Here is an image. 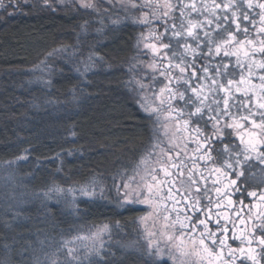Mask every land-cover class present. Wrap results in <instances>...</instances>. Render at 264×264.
<instances>
[{"label": "trees", "instance_id": "trees-1", "mask_svg": "<svg viewBox=\"0 0 264 264\" xmlns=\"http://www.w3.org/2000/svg\"><path fill=\"white\" fill-rule=\"evenodd\" d=\"M9 3L10 0H3L5 7H0V163L25 157V162L19 165V173L27 175L25 183L32 194L36 196L41 190L48 193L63 190L65 201L61 206L56 204L55 199L61 194L52 197L53 203L37 201L36 205H41L39 217L49 216L48 209H53L51 221L45 220L43 226L34 223L39 217L33 216L32 207L26 212L29 222L15 224L9 215L8 201L4 199L6 192L0 188V262L32 264L34 256L41 251L49 252L50 246L57 245L56 238L63 225L72 228L78 222L83 226L108 225L110 242L116 239L117 231L129 235V231L124 230L127 227L138 237L135 219L139 209L122 208L114 199L118 176L132 171L155 140L151 120L136 106L127 88V69L138 53V26L129 21L116 22L105 28L99 38L91 31L86 34V29L95 26L97 12L81 8L71 0H48L47 4L45 0H16L7 7ZM57 48H70L66 52L88 49L93 51L95 63L88 67L87 73H76L71 68L75 63L67 54L63 56L66 49L56 53ZM53 53H56L53 56H61V62H51L52 67L47 66L49 83L44 86L36 79L37 69H31ZM198 59L203 64V58ZM198 160H195L198 168L189 165L198 173L197 179L200 173L210 174V177L218 175L213 171L219 167L215 161L200 160L199 164ZM90 181L94 182V191L102 196L101 199H77L79 208L74 219L66 220L63 212L71 207L69 193L80 190ZM218 181L213 184L207 180V194L202 204L207 212L204 218L213 214L209 227L219 237L213 219L222 213H226L227 218H236L233 214L239 213V209L247 214L245 220H249L250 215L255 219L256 204L248 193H259L264 188L245 177L237 183L240 191L229 187L226 179L223 183ZM216 188L221 189L220 195ZM225 196L231 197L235 206H225L214 212V206L224 205ZM241 201L246 207H242ZM259 205L264 207V204ZM61 207L63 212L58 213L55 208ZM229 228L232 235L228 237L235 247L238 241L234 227ZM241 228L237 229V236L253 241L251 245L239 246L245 253L241 257L240 252H236L235 261L241 257L240 261H246L244 264H252L246 258V248L251 247L257 253V260L264 263V246L253 239L252 225ZM110 247L109 243L111 251ZM109 250H101L98 256L84 258L78 264L105 262Z\"/></svg>", "mask_w": 264, "mask_h": 264}, {"label": "snow or ice", "instance_id": "snow-or-ice-1", "mask_svg": "<svg viewBox=\"0 0 264 264\" xmlns=\"http://www.w3.org/2000/svg\"><path fill=\"white\" fill-rule=\"evenodd\" d=\"M14 2L16 0H10L7 7H11ZM47 2L48 0H45L46 4ZM120 3L125 4V0H120ZM127 4H130L132 9L142 10L148 8L150 10L149 12L141 11L138 17L133 16L131 19L133 23L148 26L147 35L141 33V42L149 38L155 41L154 43H144V47L152 51L153 59L155 60L162 49L167 50L160 57V64L153 62L148 65L153 73L159 70L160 76L167 81L160 88L159 93L155 94L156 99L159 100L160 105H168L169 117L173 112L177 114V132L185 133V141L191 140L196 144L195 152L202 153L197 158L215 162L222 159L223 164L214 168L213 171L223 175L227 170H231L235 173L237 179L231 180L229 187L237 185V181L245 176V171L252 167L250 161L253 158L259 161L260 164H264V0L257 3H254L253 0H226L223 4L217 3L216 0H212L211 4H198L197 0H188V2L177 0L176 3H173L172 0H142L141 3H137L136 0H127ZM242 5H246L249 11H244ZM80 6L85 9L95 10L98 8L93 0H80ZM0 7H5L3 0H0ZM177 7L180 15L179 24H177V17L174 15ZM255 8L260 10L257 13L259 16L258 27L257 21L250 16L251 10ZM162 9L163 11H161ZM217 10H220V12ZM229 11H231V17L228 15ZM221 12L223 15H221ZM193 13H196L197 16H203V19L192 18ZM238 13H242L243 20L250 21L251 25L255 27L257 34L255 39L251 37L247 26L243 27L245 36L243 40L238 39L237 35L230 30L229 23L236 25L237 32L241 30ZM221 20L224 21L223 24ZM154 21L163 27L162 32L152 26ZM169 21H171V24H169ZM213 24H215V28L208 27ZM198 30L203 32L202 38ZM169 32L171 35L168 42L165 43L164 37ZM214 33L216 34L214 35ZM222 33H227L226 39L223 38ZM187 38L196 41L195 46L187 43ZM173 40L175 44H173ZM181 40L185 42L181 43ZM213 46L216 56H219L223 51L224 57H236V67L241 70L238 82L234 78L235 71L229 72L230 63L223 64V71H221V66L217 65L214 70L215 75L212 74L213 69L207 62L197 66L198 58H207L213 55ZM205 47L207 52L204 51ZM180 48L183 51H179ZM169 52H171V55L168 54ZM189 57L191 59H188ZM165 60L167 63H163ZM189 68L192 69L190 75L188 74ZM177 69L180 73L179 76L174 71ZM245 69L247 70V76L244 75ZM256 70H262L258 77V84L252 81V77L257 75ZM201 72L203 75H200ZM226 77L228 78L227 84L223 82ZM152 80L156 82L155 75L152 76ZM241 85H244V87H241ZM182 86L184 87L182 88ZM140 87L143 88L144 85L141 84ZM233 87H235V93L241 94L243 99L236 97ZM189 90L191 95H188ZM219 93H224L222 98L223 108L220 106ZM174 101L183 102V106L181 107L178 103L174 104ZM144 110L147 112L149 108L145 107ZM158 110L152 108L151 112L155 113ZM256 117H259V119L257 120ZM229 119H231V123L228 122ZM242 121L247 122L251 127H247V124L242 123ZM209 124L211 125V131H209ZM225 129H231L237 133L242 146L239 151L234 144H225L223 151L214 146L217 143H224L230 135ZM186 147L187 143H185ZM213 153H215V156ZM165 155H168V153H165ZM176 155L179 163L172 162L170 155L169 162L170 167L175 168L178 173L179 185L174 182L172 188H175V195H178L180 200H175L171 188L168 197L175 200V203L182 205V207L177 211L176 219L171 225L179 232V235H169L167 239L170 242H179L168 248L167 253L157 246L154 251L147 253L148 259L151 264H169V260L172 261V264H176L178 259H180V264H186L182 258L195 255L198 257L200 264H205V261L207 264H235V253L239 251L243 256L245 249H233L227 245L226 236L218 237L217 232L212 231L209 227L210 215L205 219H200L196 215L203 211L199 193L204 191L207 194V189L200 188V181L196 179L198 173L192 169H188L187 187H185L183 169L186 168V163L180 159L179 152ZM195 167L196 163L193 159V168ZM152 172L155 173L156 169H153ZM165 175H172V173L165 172ZM200 176L206 184L207 180L202 173H200ZM159 183L155 174L152 175V182L144 181L142 187L140 185L132 187L131 184L125 183L123 187L126 191L123 193V202L119 203V206L123 208L138 203L151 206L154 198L160 193V189L157 187ZM193 189L195 192H193ZM236 191H240L239 186H237ZM216 193L220 195L221 189L216 188ZM248 195L256 196V193L249 192ZM209 203H211V200H209ZM261 203L264 204V195L261 196ZM241 205L246 207L243 205V201H241ZM181 213H183V219H181ZM188 213H192V215ZM254 216L255 219L251 215L249 216V221L254 229L253 239L264 246V212L255 213ZM177 225L178 228H176ZM217 225H219V220H217ZM201 226L203 230H201ZM257 231L259 235L255 234ZM197 232L199 236L191 239L192 251L189 252L186 250L181 237L185 234L191 236L192 233ZM223 232L227 233L228 229L225 227ZM245 236H247V232ZM248 243L251 245L252 240H248ZM4 247L7 249L8 245L5 244ZM149 248L151 249V244ZM173 248L175 252H173ZM225 248L228 250V256L232 257L231 260L225 256ZM24 251H27V249H24ZM73 252L74 250L69 248L68 257L75 258ZM97 254L99 255V253ZM246 258L252 261V264H259L257 253L251 247L247 249ZM0 264H8V262L3 261ZM34 264H41L38 257L35 259ZM50 264H57V261L52 260Z\"/></svg>", "mask_w": 264, "mask_h": 264}, {"label": "rangeland", "instance_id": "rangeland-1", "mask_svg": "<svg viewBox=\"0 0 264 264\" xmlns=\"http://www.w3.org/2000/svg\"><path fill=\"white\" fill-rule=\"evenodd\" d=\"M72 2H76L77 5L80 6V0H71ZM137 3H141L142 0H136ZM173 3H176L177 0H172ZM185 2H188V0H185ZM217 3H225L226 0H216ZM254 3L260 2V0H253ZM93 3L98 5V8L95 9H88L89 11H94L95 14L99 15V17H95V26H92L88 29H86V34H89L88 32L91 31L92 33H95L97 37H101L102 31L108 27L114 25L116 22L117 24H121L122 22H128L130 24L136 25L139 28V38L137 42V56L136 60L132 61L129 65V68L127 69V84L129 92L131 93L132 97L134 98L136 106L140 109V111L148 117L153 126H154V142L142 153L141 157L137 161L136 167L128 172L123 173L118 176L116 179V192L114 195V199H116V203H122L123 202V193L126 191V189L123 187L125 183H129L132 185V187H136L137 185L143 186L144 181L152 182V175L155 174L157 176V180L160 182L157 187L160 189L159 195H157L154 198L153 204L150 206L148 204H136L134 206H131L135 209H139V214L137 218L135 219V228L137 230L138 237L133 233L132 229L127 227L124 230L129 231V235L123 234L120 231H117L116 234H114L115 238L113 242H110L109 234H111L110 227L108 225H85L81 222H78L75 224L74 227L70 228L66 225H63L60 232L59 237L56 238L57 245L55 244V247L50 246L49 252H40V255L37 254L32 259V264H34L35 259L38 257L41 264H50L52 260L57 261V264H78L82 259H88L92 258L93 256H98L97 253H100L101 250L108 251L109 249V243L111 244V251L109 253H106V260L105 262L102 261L99 264H151V261L147 257V253L149 251H154L157 246L163 251L167 253V249L172 247L175 243H178L179 241H169L167 237L169 235H179V232L176 231L171 225L173 224V221L176 219L177 211L180 210L182 205H177L175 203V200H180V197L178 195H175V188H172V184L175 182L177 185H179V180H177L178 173L176 172L175 168L170 167L169 162V155L172 157V162L179 163L177 160V152L180 153V159L184 160L186 163V168L183 169V178L185 180V187H187V174L188 169H190L189 165L193 166V159H197V155H201L202 153H196V144L192 142L191 140L185 141L184 137L186 136L185 133H179L177 132V120H176V113L173 112L171 117H169L168 114V105H160L159 100L156 99V95L159 93V90L167 81L164 79V77L160 76L159 70H157L155 73H153L152 69L148 67L149 64L155 62L157 64L161 63L160 57L163 56L164 52L167 50H161L159 54L155 57V60L153 59V53L150 49H146L144 47V43H154L155 41L149 38L146 41L141 42V33H144V35H147L148 26L147 25H140L137 23H133L131 17L136 16L138 17L140 15V12H149L150 10L148 8H143L142 10L132 9L130 4H127V0H125V4H121L120 0H93ZM198 4L208 3L211 4L212 0H197ZM244 11H249L246 7V5L241 6ZM82 8V7H81ZM127 8V10H125ZM107 9V11H106ZM256 10V11H254ZM163 11V9L161 10ZM220 12V10H217ZM260 10L258 8H255L251 10L250 16L251 18L255 19L257 21V27L259 26V20L258 15L254 14L255 12H259ZM129 15H128V14ZM103 15V16H102ZM174 15L177 17V24H179V8L174 11ZM206 15V14H205ZM221 15L223 13L221 12ZM229 17H231V11L228 12ZM192 18H198L203 19V16H197L196 13L192 14ZM238 22L241 24V30L237 32L236 25L229 23L230 30L237 35L238 39H245L244 33H243V27L247 26L249 28V32L251 34V37L253 39L256 38V33L254 32L255 27L251 30V23L250 21H244L242 13H238ZM221 23L223 24L224 21L221 20ZM100 24V25H98ZM169 24H171V21H169ZM153 27H156L158 31L162 32L163 27L157 24L155 21L153 22ZM210 28H215V24L208 26ZM253 31V32H252ZM199 35L202 38L203 32L199 31ZM253 33V34H252ZM216 33H214L215 35ZM171 35L169 32L168 35L164 37V42H168V38ZM223 38H227V33L221 34ZM184 40H181V43H184ZM187 43L192 44L195 46L196 41H193L191 38H187ZM235 44V42H233ZM173 44H175V41L173 40ZM79 47V45L76 46V49ZM66 48H57L54 52L61 53ZM70 49V48H69ZM69 49H66L65 52ZM179 51H183L182 48L178 49ZM204 51L207 52V48H204ZM66 52L63 56L67 54L68 58L75 63L71 68L76 73H83L88 72V67H92L95 63L93 51H90L88 49H82V50H73ZM56 53L50 54L49 56H46L42 60H40L37 63V66L31 70H36L37 77L36 79L39 80L42 85L47 86L49 83V78H47L48 74L47 66H51V62L59 61L61 62V56H53ZM171 55V52L168 53ZM203 58V64L206 62L210 65V67L213 69L212 74L215 75V68L217 65L221 66V71H223V64L224 63H230L229 72L231 73L233 70L235 71V80L238 82L240 80L241 76V70L236 67V57H224L223 51L219 56H216L214 54V46H213V55L207 58ZM243 58V57H241ZM259 58V57H257ZM188 59H191L189 57ZM91 62H93L91 64ZM201 64V60H197V63ZM163 63H167V61H163ZM175 74L177 76L180 75L179 70H174ZM192 69H188V74H191ZM262 70H256L257 75L252 77L253 83L258 84L259 83V74H261ZM156 76V82L152 80V76ZM200 75H203L201 72ZM244 75L247 76V70H244ZM227 77L224 78L223 82L227 84ZM210 83V81H209ZM143 84L144 87L141 88L140 85ZM175 87V85H173ZM184 86H182L183 88ZM241 87H244V85H241ZM233 92L236 95L238 99H243V96L239 93H235V87H233ZM188 95H191V91L189 90ZM215 95V94H214ZM220 96V106L223 108V96L224 93H219ZM174 104L178 103L181 107L183 106V102L180 101H174ZM143 105V106H142ZM148 107L149 111H145L144 108ZM157 108L159 109L157 112L152 113L151 109ZM235 111V110H233ZM186 118V116H185ZM207 118V113H206ZM258 120L259 117H256ZM231 123V119L228 121ZM247 124V122H243ZM247 127H251L250 124H247ZM209 131H211V125L209 124ZM226 132L230 133L228 138L224 141V143H217L216 146L218 149L223 151L225 144H234L237 146V150L239 151L242 146L240 145V139L237 135V133L231 129H225ZM242 134V132H241ZM185 143H187V147L185 148ZM215 146V145H214ZM165 153H168V155H165ZM192 159V160H191ZM243 159V157H241ZM25 157H20L19 159H13L10 161L2 162L0 163V188L4 190L5 196L4 199L8 201L7 206L9 207V215L12 217V222L17 224H27L29 222L30 218L26 217L27 209L33 208L34 213L33 216L39 217L38 209L41 207L40 204L36 205L38 200L45 201L48 203L52 202V197L54 195L61 194L60 196L56 197V204L61 206V204H64V198L63 195L65 191L63 190H57L56 193L49 192L47 190H41L38 192L36 196L32 194V191L28 189L26 186L25 180H27V175L19 173V165L25 162ZM188 162H190L188 164ZM199 164L202 162L198 160ZM219 167L223 164V160H220L219 162H215ZM252 167L248 168L245 171V179H248L250 181H254L253 183L258 184L264 188V164H260L259 161L256 159H252L250 161ZM220 164V165H219ZM196 168L197 165H196ZM156 169V172L153 173L152 170ZM191 169H193L191 167ZM240 170V169H237ZM165 172L172 173V175H165ZM216 173V172H215ZM218 175H212L210 177V174L205 175L203 173V177L206 180L211 181L213 184H218L220 179V182L223 183V180L226 179L229 181L233 179H237L235 173H233L231 170H227L225 174L216 173ZM244 177H241L237 183L244 179ZM143 178V179H142ZM197 179V178H196ZM200 181V188L205 189L206 184L203 180L200 178L197 179ZM215 182V183H214ZM203 186V188H202ZM233 190L237 188V185H231L230 186ZM172 190L173 194L175 195V200L169 199L168 193L169 190ZM230 188V189H231ZM94 182L86 183L84 187H81L80 190L76 191L73 190V192L69 193V203L71 204V207L68 209L66 208L65 212L62 211L61 208H55L63 212V216H65L66 220H73L75 216V211L79 208L76 204L77 199H87L92 200L94 198L101 199L102 196L97 191H94ZM256 191V190H255ZM193 192L195 190L193 189ZM225 192V191H224ZM232 194V192H229ZM201 197V205L203 207V211L200 213H197L196 215L199 216L201 219H205L203 216L204 212L207 214V212L204 209V206L202 204L203 198L206 196L204 191H201L199 193ZM264 195V191H261L259 193H256V196H250L252 201H254L253 204H256L254 207L253 213L258 212H264V207H261L259 204L261 203V196ZM227 199L224 203V205L214 206V212L216 210H222L225 209V206L227 208H233L235 204L230 201H232L231 197L225 196ZM224 198V199H225ZM229 198V199H228ZM256 200V202H255ZM259 201V202H258ZM258 202V203H257ZM34 205V206H33ZM37 206V207H36ZM128 207V206H126ZM49 208V216L45 214L44 216L39 217L37 222L34 223H42L41 226L44 225V221L47 220L50 222V217L52 215L53 209L50 211ZM213 212V210H212ZM252 213V214H253ZM189 215H192V213H188ZM213 215V214H211ZM210 215V216H211ZM232 214L229 213V216ZM236 218H227L226 213H222L217 218L213 219V223L219 228L220 235L219 237L226 236V243L229 247L233 249H241L239 246L248 243V240L243 237L237 236V229L241 228H250V221L248 219L245 220V217L247 214L241 211L239 209V213L233 214ZM232 215V216H233ZM167 217V219H166ZM181 219H183V213H181ZM217 220H219V225H217ZM33 222V220H32ZM212 222V221H211ZM33 224V223H32ZM231 224V226H229ZM55 225V224H54ZM37 226V225H35ZM210 226V225H209ZM179 226L177 225L176 228ZM228 229L227 233L223 232L224 228ZM229 227L233 228V233H235V238L237 239L236 246L234 247V244L230 243V238L228 236H231V232L229 233ZM240 229V232H241ZM201 230H203V227L201 226ZM123 232V231H122ZM120 233V236L118 237ZM229 233V234H228ZM199 233H192L191 236L188 234H185L181 239L184 241V246L186 247V250L191 252L192 251V244L191 239L193 237H198ZM118 238H122V241L118 240ZM125 241H124V240ZM120 241V242H119ZM253 241V240H252ZM40 243V241H39ZM151 244V249L149 248V245ZM45 245V244H44ZM39 246H42L40 244ZM52 247V248H51ZM119 247V250H118ZM219 247V245H218ZM71 248L74 250L73 256L68 257L67 252L68 249ZM247 247L246 249H248ZM226 249L224 250V254L226 257H228V254H226ZM173 252H175V249L173 248ZM238 252V251H237ZM109 254V255H108ZM240 256V255H239ZM238 256V257H239ZM242 257V256H241ZM240 257V258H241ZM240 258L235 261V264H244L246 261H240ZM186 264H200L198 257L195 255H189L187 257L182 258ZM98 264V263H97ZM169 264H172V261L169 260ZM176 264H180V259L177 260ZM205 264L207 262L205 261ZM259 264H264L262 262H259Z\"/></svg>", "mask_w": 264, "mask_h": 264}, {"label": "flooded vegetation", "instance_id": "flooded-vegetation-1", "mask_svg": "<svg viewBox=\"0 0 264 264\" xmlns=\"http://www.w3.org/2000/svg\"><path fill=\"white\" fill-rule=\"evenodd\" d=\"M259 17V16H258ZM256 31V30H255Z\"/></svg>", "mask_w": 264, "mask_h": 264}]
</instances>
